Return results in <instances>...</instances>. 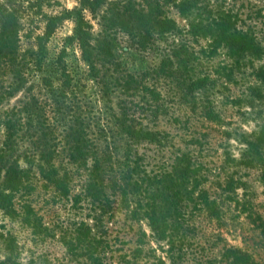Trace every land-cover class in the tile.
Segmentation results:
<instances>
[{
	"label": "rangeland",
	"instance_id": "1",
	"mask_svg": "<svg viewBox=\"0 0 264 264\" xmlns=\"http://www.w3.org/2000/svg\"><path fill=\"white\" fill-rule=\"evenodd\" d=\"M32 1L7 4L20 18L17 57L26 62L22 67L26 85L13 90L11 66L0 68V152L6 112L27 101L34 108L31 130L20 132L10 158L28 174L30 192L19 200L30 202L47 229L34 234L19 218L0 211V230L16 238L22 262L92 264L85 250L71 252L62 239L72 237L85 222L89 236L100 240L95 250L99 264L127 260L156 264L159 259L163 264H234L224 254L235 247L264 264V181L258 166L236 160L245 147L243 139L264 123V86L255 76L264 66V52L238 62L225 48L206 55L201 48L207 40L195 41L188 33L189 19L176 8L181 0H102L83 10L78 0ZM127 1L145 9L152 1L160 4L164 14L176 21V29L160 31L130 19L112 23L110 8L118 4L122 8ZM197 4L229 10L236 15V27L251 31L264 46V0H197ZM81 15L88 23L95 72L74 35ZM51 16H56L54 31L40 48L36 36L43 34ZM102 42L109 52L99 51ZM182 43L198 57L192 75L209 77L192 91L185 88L186 76L174 56ZM62 67L70 76L67 88ZM23 116L27 120L26 113ZM72 124L79 126L78 142L70 134ZM128 126L135 129L133 135L126 131ZM46 149L54 152L50 164L39 158L38 152ZM182 153L199 165L202 183L195 194L204 189L210 200H216L220 218L201 204L187 202L186 230L174 236L175 246L169 251L165 242L151 241L145 220L129 218L133 200L128 205L122 202L113 182L118 184L124 175L132 182L164 172ZM40 165L52 168L55 178L65 174L70 189L66 196L40 173ZM89 184L97 186V197L89 193ZM143 231L146 242L139 255L134 248Z\"/></svg>",
	"mask_w": 264,
	"mask_h": 264
},
{
	"label": "trees",
	"instance_id": "2",
	"mask_svg": "<svg viewBox=\"0 0 264 264\" xmlns=\"http://www.w3.org/2000/svg\"><path fill=\"white\" fill-rule=\"evenodd\" d=\"M81 9L92 8L95 4H100L102 0H78ZM7 4H18V0H0V68L9 65L12 68L14 88L17 90L26 85V78L22 73V67L26 65L25 60L18 56L19 42V16L17 11ZM30 4H40V0H34ZM161 5L152 1L148 4L147 9L136 6L131 1H127L121 6L110 8V17L112 23L114 21H122L126 19L137 22L139 25L159 29L160 31H174L177 27L176 21L164 14ZM181 15L189 19L190 33L195 41L199 38L206 39V46L201 51L206 55H214L220 48H225L229 56L236 58L238 62L241 58L248 56L249 59L261 57L264 52V46L251 31L239 30L235 25L236 15L229 10L222 8L214 10L211 4H197V0H181L176 4ZM80 12V11H79ZM56 16L46 18L43 27V34L36 36L37 43L40 48L45 41L49 39L54 31V19ZM191 18V19H190ZM75 39L81 50V55L88 62L94 72L97 70L93 48L90 44L88 31V23L81 15L76 22ZM189 45L182 43L178 50L174 52L182 75L185 88L192 91L196 88L203 87L209 80L206 75L193 76L194 62L198 59L193 50H189ZM100 52H109L110 48L107 43L102 42ZM19 58V59H18ZM62 83L64 88L70 85V76L62 67ZM186 72V73H185ZM97 74V73H96ZM184 76V77H185ZM258 81L264 86V66L259 67L255 71ZM129 83V82H126ZM258 96L261 92L257 90ZM31 101L23 102L10 108L3 120L6 135L4 138L3 148L0 152V211L10 217H17L22 223L28 226L32 233H45L46 229L41 222L40 216L37 214L33 206L28 200H19V196L25 192H30L28 183L27 170L20 167L17 160L10 158L15 151L17 140L20 132L24 129L31 130L33 122V111ZM23 113H26L27 120H24ZM27 122V127L24 124ZM31 125V126H30ZM39 128H44L42 125ZM128 126L126 131L133 135L135 131L130 130ZM70 134L75 142L79 139V126L72 124L69 126ZM23 132V131H22ZM137 137H143L138 135ZM144 138V137H143ZM245 144L238 160L244 166H258L260 168L261 180L264 181V123L257 130L243 139ZM79 147V146H75ZM42 163L50 164L53 157V150L46 149L38 152ZM233 159V161H236ZM199 165H195L188 153H182L175 156L170 168L159 174L147 175L141 179L130 181L129 175H124L123 180L114 181V188H118L121 193V201L127 205L133 200L134 205L130 206L129 218L133 220H145L150 231V238L154 244L165 242L168 244V250L173 249L174 236L182 233L184 220V207L187 202H192L195 206L203 205L213 217L220 218V210L216 200H210L204 189L199 190L195 194V190L202 183V176L199 174ZM40 173L51 181L55 182L56 188L63 194L67 195L70 191L66 182L65 174L60 178H55L52 168L45 169L39 166ZM92 195L98 196V188L95 184H89L86 187ZM130 196L133 199L130 200ZM185 232V231H184ZM90 227L84 222L74 229L72 237L65 238L63 242L66 248L75 252L78 248H82L88 253L92 264H99L100 257L95 250L98 249L100 240L89 236ZM146 233L136 239V247L134 252L141 254L143 244H145ZM21 250L17 244L16 238L9 232L0 230V264H34L29 260L23 263L20 259ZM230 258L234 264H259L251 253L241 250L240 248H229L224 254ZM125 257V256H124ZM126 264H133L130 260ZM156 264H163V260L159 259Z\"/></svg>",
	"mask_w": 264,
	"mask_h": 264
}]
</instances>
